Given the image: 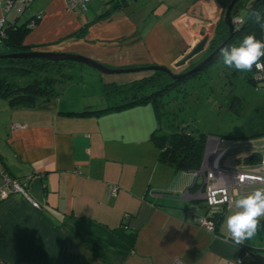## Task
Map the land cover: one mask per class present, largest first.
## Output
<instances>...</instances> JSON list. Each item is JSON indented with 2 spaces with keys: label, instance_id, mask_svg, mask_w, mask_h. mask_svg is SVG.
<instances>
[{
  "label": "crops",
  "instance_id": "obj_1",
  "mask_svg": "<svg viewBox=\"0 0 264 264\" xmlns=\"http://www.w3.org/2000/svg\"><path fill=\"white\" fill-rule=\"evenodd\" d=\"M6 1L0 19L8 26L41 17L23 39L30 50L78 55L109 69L158 66L183 74L211 43L179 64L201 40L199 30L207 27L212 41L232 0H91L87 12H69L66 0H28L25 10L7 13ZM254 1L236 7L233 20ZM72 72L76 81L47 103L15 108L0 98V184L6 173L39 204L18 195L0 201V264H264V229L241 245L227 239L225 219L234 208L217 209L214 232L198 225L195 219L207 214L202 178L160 161L151 104L77 115L107 109L106 86L150 72ZM255 132L242 139L248 144L207 139L202 167L210 166L207 153L225 149L222 167L256 164L245 162L264 157V130ZM239 146L249 155L226 158Z\"/></svg>",
  "mask_w": 264,
  "mask_h": 264
},
{
  "label": "trees",
  "instance_id": "obj_2",
  "mask_svg": "<svg viewBox=\"0 0 264 264\" xmlns=\"http://www.w3.org/2000/svg\"><path fill=\"white\" fill-rule=\"evenodd\" d=\"M242 5L243 3L240 1L235 8L242 7ZM252 10L264 12V0L253 2L242 20L241 27L234 30L232 37H230L228 28L223 21L217 25L215 37L206 51L205 58L223 43H225V46L238 45L243 37L248 34H255L258 39L264 40V31L247 19L248 13ZM27 31L26 25L22 27L7 25L4 38H0V46L7 48L10 53L32 51L31 48L23 45V39ZM219 60L218 52L213 61L209 62L199 72L179 81L172 80L164 73L154 72L139 81L124 86H106L104 89L105 99L110 106L107 109L93 113L88 112L77 115H100L151 104L156 111L158 121V127L153 132L151 141L160 152V161L177 171L195 174L202 167L206 136H195L187 132L185 128H179L169 133L164 131L162 127L164 113H162V110L167 105L165 98L171 92L179 89L185 81L197 77ZM74 66L73 63H51L40 60H0V98L6 100L11 107L15 108H31L47 103L57 98L63 88L72 81L71 71ZM194 67H188L185 72ZM253 75L254 70L248 78V82L255 87L257 82L254 80ZM117 96L120 97V103L113 100ZM254 156L256 155L249 156L245 159V162L258 163L261 160V157Z\"/></svg>",
  "mask_w": 264,
  "mask_h": 264
},
{
  "label": "rangeland",
  "instance_id": "obj_3",
  "mask_svg": "<svg viewBox=\"0 0 264 264\" xmlns=\"http://www.w3.org/2000/svg\"><path fill=\"white\" fill-rule=\"evenodd\" d=\"M241 13L244 15L247 11ZM75 67L97 72L86 66ZM251 74L226 68L216 61L165 98L167 105L162 110L163 130L169 133L185 128L195 136L205 135L206 140L222 138L233 144H248L249 141L242 139L255 135V131L264 130V84L251 85L248 82ZM72 76L73 81L76 79L73 72ZM113 100L121 102L118 96ZM240 146L226 158L233 160L234 155H249L250 150Z\"/></svg>",
  "mask_w": 264,
  "mask_h": 264
},
{
  "label": "built area",
  "instance_id": "obj_4",
  "mask_svg": "<svg viewBox=\"0 0 264 264\" xmlns=\"http://www.w3.org/2000/svg\"><path fill=\"white\" fill-rule=\"evenodd\" d=\"M91 0H66V7L69 12H75L80 10L87 12L88 4ZM29 6L28 0H7L5 2L3 11L9 12L11 10L23 11ZM40 16H36L33 20L26 24V28H32L39 20ZM241 20H234L236 29L241 27ZM7 27L4 18L0 19V38H4L5 29ZM254 80L257 83L264 84V72H257L254 70ZM23 126L14 125V128L20 129ZM208 143L216 141L219 145H225L227 140L222 138L208 139ZM228 149H225L218 153L217 150L214 153H207L211 157L210 166L201 167L200 171L196 172L193 176L194 179L202 178V184L200 187V193L203 196L207 214L204 217L196 218V222L199 226L204 227L209 232H214L216 223L219 219L217 209L226 208L232 209L230 201L237 198L236 194L240 195L247 194L254 191L258 187H264V182L258 181L256 178L259 177L264 180V157L253 165H244L240 168L233 167L230 163L226 162L224 167L219 165L220 159L226 154ZM218 161V162H217ZM240 176H244L245 180L241 182ZM2 181L0 184V201L6 200L10 196H21L25 200L29 201L34 208H39V204L30 199L21 184L9 177L6 173L2 174ZM113 192H116V188H112ZM215 199L216 201H223L222 203H211ZM181 264V263H177Z\"/></svg>",
  "mask_w": 264,
  "mask_h": 264
},
{
  "label": "clouds",
  "instance_id": "obj_5",
  "mask_svg": "<svg viewBox=\"0 0 264 264\" xmlns=\"http://www.w3.org/2000/svg\"><path fill=\"white\" fill-rule=\"evenodd\" d=\"M248 20L264 31V12L252 10ZM220 62L229 69L238 72H264V40L255 34L243 37L238 45L225 46L219 51ZM258 181L264 182L261 178ZM239 180L243 182L244 176ZM237 198L230 201L235 210L225 219L226 237L236 245L243 244L253 238L258 230L264 229V187H258L247 194H236ZM211 203H222L213 199Z\"/></svg>",
  "mask_w": 264,
  "mask_h": 264
},
{
  "label": "water",
  "instance_id": "obj_6",
  "mask_svg": "<svg viewBox=\"0 0 264 264\" xmlns=\"http://www.w3.org/2000/svg\"><path fill=\"white\" fill-rule=\"evenodd\" d=\"M240 1H242V3L244 4L243 0H232L228 5L227 9L225 10L223 16V23L228 28L230 37L233 36L235 30L232 12L236 4ZM207 30L209 29L204 26L199 30V37L201 38V40L198 42V44H196L193 48H191L189 52H187L183 56L182 60L179 63L180 65L181 64L186 65L192 59L204 53L207 45L209 44V42H211L209 36L206 34ZM224 46L225 43H223L218 48H216L211 54H209L206 58L200 61L193 69L183 74H174L168 68L158 67V66H149V67L131 68V69H109L98 62H95L89 58H85L78 55L61 54L55 52H39L34 50L28 52L10 53L9 50L3 46H1L0 48L1 52H3V54H0V60H40L51 63H73L75 65L86 66L106 76L145 73V72H150V73L161 72L168 75L172 80L179 81L192 74L199 72L209 62L213 61V59L216 57L220 49L223 48Z\"/></svg>",
  "mask_w": 264,
  "mask_h": 264
},
{
  "label": "flooded vegetation",
  "instance_id": "obj_7",
  "mask_svg": "<svg viewBox=\"0 0 264 264\" xmlns=\"http://www.w3.org/2000/svg\"><path fill=\"white\" fill-rule=\"evenodd\" d=\"M242 22H243V21H242ZM242 22H241V23H242ZM241 25H242V24H241ZM200 61H202V60H200ZM200 61H199V62H200ZM197 64H198V63H197ZM197 64H195V65H191V67L196 66ZM191 67H189V68H191ZM187 69H188V68H187Z\"/></svg>",
  "mask_w": 264,
  "mask_h": 264
}]
</instances>
